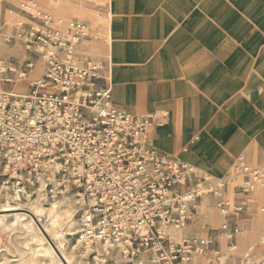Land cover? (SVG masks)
<instances>
[{
  "label": "built area",
  "instance_id": "1",
  "mask_svg": "<svg viewBox=\"0 0 264 264\" xmlns=\"http://www.w3.org/2000/svg\"><path fill=\"white\" fill-rule=\"evenodd\" d=\"M87 35L84 23L56 18L36 0L0 6V41L21 43L30 58L17 77L0 58L5 202L73 196L77 229L67 236L93 263L232 264V239L242 229L238 222L229 228L227 220L251 203L257 186L264 187V166L239 155L222 176L198 175L192 164L148 146L151 114L117 107L107 66L79 61L78 43ZM35 60L41 73L25 93L4 89L25 77ZM203 196L213 198L224 218L225 248L215 246L218 235L210 231L179 239L169 233L192 222ZM250 260L249 253L242 258L243 264Z\"/></svg>",
  "mask_w": 264,
  "mask_h": 264
},
{
  "label": "crops",
  "instance_id": "2",
  "mask_svg": "<svg viewBox=\"0 0 264 264\" xmlns=\"http://www.w3.org/2000/svg\"><path fill=\"white\" fill-rule=\"evenodd\" d=\"M102 1L110 99L131 113L151 114L147 145L192 164L198 175L222 176L239 155L264 166V0ZM29 76L30 70L27 78L35 77ZM249 197L227 220L242 229L232 239V264H243L246 253L249 264L264 260V187ZM203 200L196 214L208 220L214 202ZM205 231L225 248L220 225Z\"/></svg>",
  "mask_w": 264,
  "mask_h": 264
},
{
  "label": "rangeland",
  "instance_id": "3",
  "mask_svg": "<svg viewBox=\"0 0 264 264\" xmlns=\"http://www.w3.org/2000/svg\"><path fill=\"white\" fill-rule=\"evenodd\" d=\"M36 1L38 2V4L42 9L49 11L51 14H53L54 17L61 18L63 21H68V20L81 21L79 15L75 16L72 13L68 18L63 17L61 15H56V14L54 15V13H52V11H50L47 7H44L38 0ZM80 1H83L84 6H86L88 9L90 8L89 9L90 12H94V13L96 12V16H100V15L106 16L105 11L107 9V6L105 5L104 1L91 0V2L88 3L85 2L86 0H80ZM17 2L18 0H0V6L3 9L11 8ZM4 15L9 16L8 11L5 10ZM103 16L96 19L97 21L96 24H95V14L92 18V20L94 21L90 25L87 21L85 22L82 20L83 23L86 25L88 35L83 38L84 40L82 39L78 43V52H79L78 59L80 62H83L85 60H94V61H99L100 63H102L103 66L107 65L106 58H102V59L99 58L101 54V50L98 51L99 49L97 48V44H96V41L101 42L103 40L102 42L105 44L102 46L105 47V45H107V40L103 39L106 38V35H108V32H106V29L103 26V20L107 23V18H104ZM80 50H82L84 53L90 54L91 56L83 54ZM28 56H29L28 52L25 50L24 46L21 43L19 42L8 43V42H4L3 40L0 41V58L6 61L7 63H9V65L13 68L14 71L12 74L14 75V77L18 76V74L21 71L20 67H22L21 66L22 61L25 59L28 60L29 59L27 58ZM36 64L41 65L40 63H36ZM32 70L33 69H31L30 71ZM39 71H40V67H38V69H36L29 77L31 78L37 75ZM39 75L33 77L32 80L38 78ZM29 80L30 79H28L26 75L25 77L20 78V81H17L16 83H7V85L5 84L4 89L17 90L21 93H25L28 90ZM14 85L23 88H13ZM0 185H1V178H0ZM68 197L70 200L75 199L73 196H68ZM36 202L32 201L30 203H36ZM3 203H5V195L4 192L0 190V209L2 208ZM30 203L22 204V205L28 206ZM211 203L213 205V202ZM199 206L200 204L198 205L197 208L200 209ZM204 207L205 205L203 206L202 210H204ZM73 210H74V206H73ZM214 210H215L214 214H212L211 219L208 220L207 218H203L202 213H198L194 215L192 222L189 223V227L188 226H186V228L184 227V230L186 232L180 234L179 238L187 235H203L206 232L205 228L208 225L212 227L219 226L222 220V215L215 206H214ZM12 213L13 212H11L10 214ZM10 217L11 219L5 220L4 222L9 224V226L6 229L0 228V264H28L27 262H29L31 259H43L41 260L42 261L41 264H48L50 257L45 251V248L43 246L44 243L38 230L33 226L31 227V224L28 222V219L25 217L20 218L18 220L14 218V215H10ZM66 227L67 226L63 225L61 232H64ZM75 227H76V222H75ZM64 237L69 238V242L65 244L69 247V250H71L72 253L71 259L74 264H76L77 262L80 264H94L91 258H85L84 256L79 255L77 251V247L70 249L72 245H75L74 237H69L67 235H65ZM176 238L177 237H175V239ZM39 251L41 253H39ZM107 264H113V263L109 262Z\"/></svg>",
  "mask_w": 264,
  "mask_h": 264
},
{
  "label": "bare ground",
  "instance_id": "4",
  "mask_svg": "<svg viewBox=\"0 0 264 264\" xmlns=\"http://www.w3.org/2000/svg\"><path fill=\"white\" fill-rule=\"evenodd\" d=\"M38 1L44 7H47L50 11H52L54 15L55 14L61 15L63 17L68 18L72 13L75 16L79 15L81 21L82 20L85 22L87 21L89 25L92 24L94 21L92 20L94 14H92L89 11V9L86 6H84L83 1L80 0H38ZM85 2L88 3L91 2V0H86ZM97 18H99V16H96V19ZM96 19H95V24L97 23ZM107 23L103 20V26L106 29V32H108ZM105 39L108 40V35H106ZM107 57H108V46L105 45V47L101 49L100 58H107ZM36 63H40V62L36 61ZM33 67H32L33 70L30 71V75L36 69H38V67H40V71H41V65L39 64L35 65V61L33 62ZM40 71L39 73H41ZM39 73L37 75H39ZM20 74L21 71L19 75ZM37 75H35V77ZM13 88H22V87L14 85ZM12 92L15 94H23L17 90H12ZM71 200L69 199L67 194H63L62 196L54 197V198H43L40 196L26 203L9 202V201L5 202L2 204V208L0 209V228L6 229L9 226V224L4 222L5 220L11 219L10 215H14V218L16 220L25 217L28 219V222L31 224V227L33 226L34 228H36L40 236L42 237L44 243L43 246L45 248L46 253L50 257L48 264H74L71 259L72 256L71 250H69V247L66 245L69 242V238L64 237L68 233L74 234L77 229V224L75 227L76 219H75V206H74L76 200L75 199H71ZM32 201L33 202L38 201V202L30 203ZM27 203L30 204L28 206L22 205ZM199 203L195 204L196 210ZM204 205H206V203L203 200L199 206L200 210H202ZM73 206H74V210H73ZM11 212L13 213L10 214ZM63 225L67 227L64 232H61ZM186 226H189V223L185 224L181 228L170 227L169 233L173 238L175 237L179 238L180 234L186 232L184 230V227L186 228ZM74 247L75 245H72L70 249H73ZM39 253L41 252L39 251ZM41 260L43 259H31L27 263L41 264L42 263ZM76 264H80V263L77 262Z\"/></svg>",
  "mask_w": 264,
  "mask_h": 264
},
{
  "label": "water",
  "instance_id": "5",
  "mask_svg": "<svg viewBox=\"0 0 264 264\" xmlns=\"http://www.w3.org/2000/svg\"><path fill=\"white\" fill-rule=\"evenodd\" d=\"M262 264H264V260H263Z\"/></svg>",
  "mask_w": 264,
  "mask_h": 264
}]
</instances>
